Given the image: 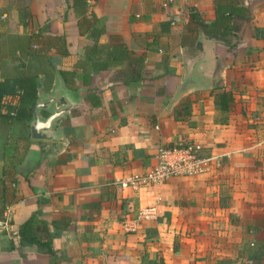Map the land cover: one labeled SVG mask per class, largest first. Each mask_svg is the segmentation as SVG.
<instances>
[{"label": "crops", "instance_id": "0c3cea01", "mask_svg": "<svg viewBox=\"0 0 264 264\" xmlns=\"http://www.w3.org/2000/svg\"><path fill=\"white\" fill-rule=\"evenodd\" d=\"M236 2L248 20L222 42L189 22L191 11L214 20V0H174L167 8L163 0H86V26L71 0H0V81L36 76V103L60 79L75 102L53 122L58 137L29 138L15 166L14 199L0 218V264L249 261L264 241V0ZM95 21L103 30L93 38ZM8 35H31L28 52L14 49ZM118 43L131 53L125 66L136 69L128 84L118 78ZM59 71L70 74L68 83ZM189 72L193 85L181 93ZM215 89L231 94L228 110L215 106ZM184 99L190 113L176 118ZM19 105L8 96L0 112ZM65 105L60 94L38 115ZM31 118L0 120V179L16 138L29 137ZM16 126L24 131L13 133ZM184 142L212 157L208 172L136 190L120 182L147 171L158 146ZM146 207L152 217L139 216ZM32 214L42 222L40 245L10 248Z\"/></svg>", "mask_w": 264, "mask_h": 264}, {"label": "trees", "instance_id": "16d2710c", "mask_svg": "<svg viewBox=\"0 0 264 264\" xmlns=\"http://www.w3.org/2000/svg\"><path fill=\"white\" fill-rule=\"evenodd\" d=\"M86 0H71V7L74 11L80 14L82 23L86 26L89 23L88 17L84 15ZM215 18L212 21L205 22L200 19L195 11L189 13V22L197 29L201 30L206 37L214 38L222 42H229L231 36H237L243 24L248 20L246 9L238 5L236 0H214ZM79 17V18H80ZM172 21L170 20V24ZM103 27L96 21L93 23V28L87 32L93 38L100 34ZM10 45H14V49L20 50L21 53H26L29 50V44L32 39L31 35L19 36L8 35L6 37ZM13 54V53H11ZM131 57V53L123 43H118V78L122 79L124 84H128L133 80L136 69H131L125 66L126 59ZM136 61H141L139 57ZM62 80L68 83L70 74L67 72H58ZM38 84L36 76L22 72V75L12 78H4L0 81V110L3 106V100L8 96H18L19 107L8 106L5 114L0 112V120L5 124H9L12 119H29L31 109L35 103ZM215 106H219L222 111L230 108L232 96L230 93L215 89L212 93ZM92 104L97 103V97L91 94ZM190 113V101L184 99L179 106L175 108L174 114L176 118H186ZM30 140L28 136H20L16 138L14 152L10 156L4 157L3 175L0 179V218L7 206L14 199V182H15V166L23 159L25 151ZM42 224L35 214H32L29 219L22 223L14 233L18 241H11L10 248H14L20 243H28L40 245L37 240L38 228L36 225ZM47 246V243H43ZM47 252L51 251L47 249ZM264 258V241L248 256V262H239L234 264H260Z\"/></svg>", "mask_w": 264, "mask_h": 264}, {"label": "built area", "instance_id": "2783aa9c", "mask_svg": "<svg viewBox=\"0 0 264 264\" xmlns=\"http://www.w3.org/2000/svg\"><path fill=\"white\" fill-rule=\"evenodd\" d=\"M174 0H163L162 6ZM173 24V22L171 23ZM212 157L203 154V146L196 142L160 145L154 155V164L142 174H131L120 181L136 190L146 186L163 184L170 177H194L209 171ZM149 207L139 211L140 217H152ZM127 232L135 230V223H124Z\"/></svg>", "mask_w": 264, "mask_h": 264}, {"label": "water", "instance_id": "95a60500", "mask_svg": "<svg viewBox=\"0 0 264 264\" xmlns=\"http://www.w3.org/2000/svg\"><path fill=\"white\" fill-rule=\"evenodd\" d=\"M51 60L53 64H59L60 62L58 57H53ZM192 85V74L189 72L186 74V78L182 82L179 91L182 93ZM60 94H63L65 100L67 101V105L52 110L47 117L41 119L38 115V110H49L52 105L58 101ZM74 105V100L69 93L61 87V81L58 79V83L53 91V94L41 96L40 100L32 107V118L29 122V138L32 140L44 141H52L56 139L58 137L57 133L51 130L53 122L67 113Z\"/></svg>", "mask_w": 264, "mask_h": 264}, {"label": "rangeland", "instance_id": "374dc122", "mask_svg": "<svg viewBox=\"0 0 264 264\" xmlns=\"http://www.w3.org/2000/svg\"><path fill=\"white\" fill-rule=\"evenodd\" d=\"M18 131L20 132V133H22L23 131H24V129H20V128H18V126H16L15 127V130L13 131V133L15 132H17L18 133Z\"/></svg>", "mask_w": 264, "mask_h": 264}]
</instances>
